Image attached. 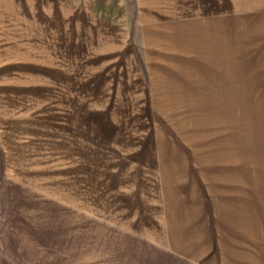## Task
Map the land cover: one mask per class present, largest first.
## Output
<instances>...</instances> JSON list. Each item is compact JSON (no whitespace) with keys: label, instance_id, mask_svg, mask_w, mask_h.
I'll list each match as a JSON object with an SVG mask.
<instances>
[{"label":"rangeland","instance_id":"rangeland-1","mask_svg":"<svg viewBox=\"0 0 264 264\" xmlns=\"http://www.w3.org/2000/svg\"><path fill=\"white\" fill-rule=\"evenodd\" d=\"M0 264H264V0H0Z\"/></svg>","mask_w":264,"mask_h":264},{"label":"crops","instance_id":"crops-1","mask_svg":"<svg viewBox=\"0 0 264 264\" xmlns=\"http://www.w3.org/2000/svg\"><path fill=\"white\" fill-rule=\"evenodd\" d=\"M233 54H234V50H233ZM233 63H234V61H233ZM229 71L231 72V77L233 76V78L235 80V77L236 76H235V67H234V65H233V67H232V65H230ZM233 101H235V98L233 99ZM150 219H151V216H150ZM155 223H157L156 224L157 225L156 227H157L158 230L154 226L149 227L148 229H146V231L148 230L151 233L147 234V236H149L150 238H152V237H158L159 240H165V239H161V238L164 237L167 240L170 237V232H169V228L167 226L165 217H163L162 219H160V221L157 220ZM154 229L159 232L156 236L153 233Z\"/></svg>","mask_w":264,"mask_h":264}]
</instances>
